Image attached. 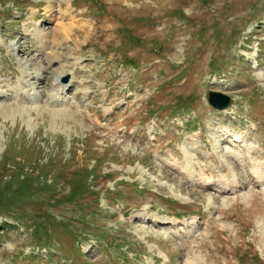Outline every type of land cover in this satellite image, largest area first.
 <instances>
[{
  "label": "rangeland",
  "instance_id": "1",
  "mask_svg": "<svg viewBox=\"0 0 264 264\" xmlns=\"http://www.w3.org/2000/svg\"><path fill=\"white\" fill-rule=\"evenodd\" d=\"M94 2L0 0V201L2 163L98 191L79 244L0 215V264H264V0Z\"/></svg>",
  "mask_w": 264,
  "mask_h": 264
},
{
  "label": "trees",
  "instance_id": "2",
  "mask_svg": "<svg viewBox=\"0 0 264 264\" xmlns=\"http://www.w3.org/2000/svg\"><path fill=\"white\" fill-rule=\"evenodd\" d=\"M94 1L93 6L97 4V0ZM185 22L188 21L185 20ZM15 164L16 166L8 168L9 164L2 163V168L6 170L5 174H10L11 177L9 180L4 181L6 193L0 201V215L10 216L25 224L29 223L28 225L33 229V233L36 234L38 248L54 247L58 249L62 246L59 237L56 235L57 238H54L51 235V230L56 231V234L58 230H61L69 234L74 240L77 239L79 244L78 236L73 231L74 224L79 222L83 226L82 231H87L88 228H91L90 221L87 217L64 218L61 220L59 214L53 213V209L61 211L67 207H84L88 211L87 215L88 213H94L90 208L94 202L87 200V195L96 196L98 194V191L89 184V178L93 174V170L90 169V171L87 168V171L90 172L87 175L88 172L85 170L74 169L71 171L70 178L68 173L61 174L57 172L55 180L60 176L65 178V181L70 185V190L65 192L57 186L56 182L48 183L47 179L50 177L48 171L39 176L34 175L33 168L38 163L33 162L29 166L30 171L26 169V165H18V162H15ZM45 177L46 180H44ZM19 195H23V197L37 196L35 202L39 206V210L34 215L27 214V216H24L25 212L21 209ZM7 227H12V225L6 221L0 223V228ZM78 244H74V253L79 250Z\"/></svg>",
  "mask_w": 264,
  "mask_h": 264
},
{
  "label": "water",
  "instance_id": "3",
  "mask_svg": "<svg viewBox=\"0 0 264 264\" xmlns=\"http://www.w3.org/2000/svg\"><path fill=\"white\" fill-rule=\"evenodd\" d=\"M65 82L69 80V76L63 78ZM208 101L217 110H225L229 107L232 97L224 92L209 90L208 91Z\"/></svg>",
  "mask_w": 264,
  "mask_h": 264
},
{
  "label": "bare ground",
  "instance_id": "4",
  "mask_svg": "<svg viewBox=\"0 0 264 264\" xmlns=\"http://www.w3.org/2000/svg\"><path fill=\"white\" fill-rule=\"evenodd\" d=\"M55 102H56V101H55ZM239 139L241 140V139H243V138H242L241 136H238V140H239ZM173 165H174V163H173Z\"/></svg>",
  "mask_w": 264,
  "mask_h": 264
}]
</instances>
